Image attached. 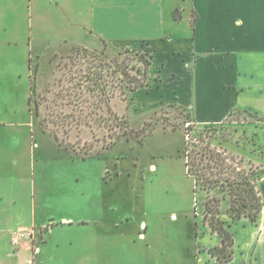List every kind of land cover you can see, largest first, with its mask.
<instances>
[{"label":"rangeland","instance_id":"rangeland-1","mask_svg":"<svg viewBox=\"0 0 264 264\" xmlns=\"http://www.w3.org/2000/svg\"><path fill=\"white\" fill-rule=\"evenodd\" d=\"M60 3L0 0V216L13 219L1 226L34 229L43 264H198L219 221L235 223L232 205L257 214L264 119L237 111L199 126L177 106L133 112L129 80L148 82L143 58L74 43ZM188 129L249 173L254 185L234 203L189 175Z\"/></svg>","mask_w":264,"mask_h":264},{"label":"crops","instance_id":"crops-1","mask_svg":"<svg viewBox=\"0 0 264 264\" xmlns=\"http://www.w3.org/2000/svg\"><path fill=\"white\" fill-rule=\"evenodd\" d=\"M55 1L80 34L74 43L149 53L148 82L130 94L133 112L177 106L199 126L219 125L237 111L264 119V0ZM258 189V220L227 224L234 254L226 264H264V177ZM11 220L0 216V264H43L45 239L35 233L14 248L15 231L1 226ZM220 243L219 235L206 237L198 264H216L209 250Z\"/></svg>","mask_w":264,"mask_h":264},{"label":"trees","instance_id":"trees-1","mask_svg":"<svg viewBox=\"0 0 264 264\" xmlns=\"http://www.w3.org/2000/svg\"><path fill=\"white\" fill-rule=\"evenodd\" d=\"M178 14L179 11H176V18H178ZM126 54H129V51H126ZM136 55L143 58L141 61L145 64L146 71L148 72V68L151 64L150 60L144 59L143 54L137 53ZM146 73H144V78L147 77ZM144 80H142V83H140L141 80L138 81L135 78L129 80V83L135 84L133 88H130V92L144 86ZM31 101L32 98L30 97V103ZM107 101H109V99ZM192 122L194 121L192 120ZM57 137L58 136L56 135V138ZM206 139H195L192 135V129L187 130L185 156L187 157L186 165L188 173L189 175L192 174L196 178L198 184H200L205 190L210 191L219 186L223 191L232 194V202L234 203V199H238L239 196L246 191V186L254 184H251L249 173L242 169L234 158L229 156L226 149L222 148V146L215 145L211 139L207 141ZM130 140L131 138L128 137L127 141ZM192 145L194 146V149L190 151ZM224 199L226 198L224 197L223 200ZM211 201V198H209L206 208L208 207V203H211ZM220 201L221 200H218V203ZM262 208L263 203L259 205L256 215L247 216L243 215L240 208H233L232 205L230 209L237 211V214L234 216L229 214V217L234 222L240 221L243 217H248L253 222H256ZM219 223L221 226L218 227L216 231L221 238V243L219 247L214 250L212 256L217 258L216 264H226L233 259L234 238L233 233L227 226L225 227V222L219 221ZM217 253L218 255L216 256Z\"/></svg>","mask_w":264,"mask_h":264},{"label":"built area","instance_id":"built-area-1","mask_svg":"<svg viewBox=\"0 0 264 264\" xmlns=\"http://www.w3.org/2000/svg\"><path fill=\"white\" fill-rule=\"evenodd\" d=\"M34 236V229L33 230H18L13 233L12 236V245L14 248H18L22 241L26 238H33Z\"/></svg>","mask_w":264,"mask_h":264}]
</instances>
